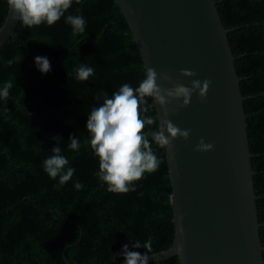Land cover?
<instances>
[{
    "label": "trees",
    "instance_id": "obj_1",
    "mask_svg": "<svg viewBox=\"0 0 264 264\" xmlns=\"http://www.w3.org/2000/svg\"><path fill=\"white\" fill-rule=\"evenodd\" d=\"M236 56L255 170L261 239L264 245V0H217ZM0 0V27L8 14ZM79 10V11H77ZM67 14L83 15L85 32L73 35L61 18L52 26L19 23L0 48V86L12 81L0 100V264H121L122 246L151 239L148 254L169 249L175 237L173 190L165 150L156 172L135 181L136 190L115 194L95 173L98 159L88 143L87 115L96 93L111 95L121 85L137 87L145 64L131 26L116 0H81ZM46 56L52 70L42 74L34 58ZM13 61L9 64L8 61ZM95 70L79 81L74 69ZM148 115L159 121L157 109ZM155 129L156 125L151 126ZM148 129L146 126L145 130ZM77 136L81 147H67ZM61 137L62 154L75 169L71 181L54 187L43 160ZM79 179L82 190L73 187ZM149 264H181L178 256Z\"/></svg>",
    "mask_w": 264,
    "mask_h": 264
},
{
    "label": "water",
    "instance_id": "obj_2",
    "mask_svg": "<svg viewBox=\"0 0 264 264\" xmlns=\"http://www.w3.org/2000/svg\"><path fill=\"white\" fill-rule=\"evenodd\" d=\"M123 10L145 67L167 73L175 83L210 81L206 98L194 93L165 109L153 104L158 119H170L187 140L165 150L172 178L175 237L172 246L148 254L149 263L178 256L181 264H264L258 194L250 148L242 77L217 0H116ZM8 10L0 27V48L19 21ZM183 69L194 76H184ZM208 152L197 151L201 139ZM123 264V263H121Z\"/></svg>",
    "mask_w": 264,
    "mask_h": 264
},
{
    "label": "clouds",
    "instance_id": "obj_3",
    "mask_svg": "<svg viewBox=\"0 0 264 264\" xmlns=\"http://www.w3.org/2000/svg\"><path fill=\"white\" fill-rule=\"evenodd\" d=\"M80 4L81 0H7L9 10L14 13L13 19L28 28L46 24L54 25L63 18L71 26L72 34L79 35L85 32L86 20L83 15L67 14L73 4ZM79 11V10H77ZM38 71L42 74L49 73L51 63L46 56L34 58ZM9 64L13 61H8ZM184 76H194L195 73L188 69L181 70ZM75 77L79 81H88L94 76L95 70L88 63H81L75 69ZM164 81H172L167 73L158 75L155 69L145 67L144 78L137 87L124 83L111 95L104 90L96 93L97 101H102L94 106L87 115L86 129L89 134V145L93 155L98 159L99 170L95 173L101 182L106 185V190L115 194H126L136 190L135 181L141 180L144 175L156 172L160 167V159L155 149L169 150L173 141L182 137L187 140L190 130H182L170 120L163 119L157 122L148 115L149 107L153 104L165 109L164 115L168 116V105L174 101L182 100L180 107H187L194 93L201 99L206 98L210 88V81L193 80L191 86L175 83L173 87H162ZM13 82H5L0 86V100L9 97V90ZM156 125L155 129L151 126ZM146 126L148 129L145 130ZM56 146L51 149L52 155L42 162L44 172L52 180H57L54 187H63L72 180L75 169L70 165L69 159L62 154L60 147L61 137H53ZM67 147L78 151L81 147L77 136H69ZM213 149L211 143H206L202 138L197 151L208 152ZM76 190H82L84 185L79 179L73 181ZM132 249H145L144 254L130 250L129 245L122 246L121 255L123 264H149L151 239L131 241Z\"/></svg>",
    "mask_w": 264,
    "mask_h": 264
}]
</instances>
